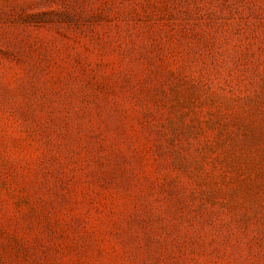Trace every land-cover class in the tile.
Listing matches in <instances>:
<instances>
[{
    "label": "rangeland",
    "instance_id": "1",
    "mask_svg": "<svg viewBox=\"0 0 264 264\" xmlns=\"http://www.w3.org/2000/svg\"><path fill=\"white\" fill-rule=\"evenodd\" d=\"M0 264H264V0H0Z\"/></svg>",
    "mask_w": 264,
    "mask_h": 264
}]
</instances>
